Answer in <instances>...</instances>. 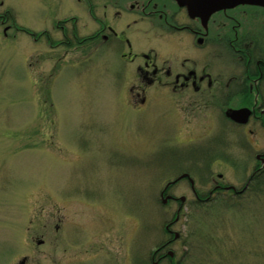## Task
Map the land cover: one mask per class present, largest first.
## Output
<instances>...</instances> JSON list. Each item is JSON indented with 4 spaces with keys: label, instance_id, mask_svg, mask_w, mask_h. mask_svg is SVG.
Masks as SVG:
<instances>
[{
    "label": "rangeland",
    "instance_id": "1",
    "mask_svg": "<svg viewBox=\"0 0 264 264\" xmlns=\"http://www.w3.org/2000/svg\"><path fill=\"white\" fill-rule=\"evenodd\" d=\"M256 11L246 22L260 34ZM74 28H93L78 0H0V264H152L166 241L177 264H264L261 190L196 202L187 178L165 189L185 172L201 197L216 184L243 188L264 131L227 121L219 105L240 98L154 85L141 104L134 70L109 47L76 46ZM210 51L216 76L240 72L234 52ZM162 190L185 204H164Z\"/></svg>",
    "mask_w": 264,
    "mask_h": 264
},
{
    "label": "flooded vegetation",
    "instance_id": "2",
    "mask_svg": "<svg viewBox=\"0 0 264 264\" xmlns=\"http://www.w3.org/2000/svg\"><path fill=\"white\" fill-rule=\"evenodd\" d=\"M78 1L90 17L93 30L81 36L74 28L72 35L76 46L90 43L89 47L93 51L109 47L118 54L123 63L134 70L133 76L139 91L134 93V89H130V92L139 103L147 102L149 96L146 90L154 85L169 88L173 95L192 90L198 96L197 101H205V98L226 101L238 96L239 104L233 108H248L251 112L249 119L244 124L236 123L226 116L228 107L219 105L227 121L238 128L247 127L252 122L256 126L255 131H264V32L258 34L251 27L252 23L246 22L248 13L252 12V20H257L256 10L260 8L264 11V8L237 6L216 11L205 19L191 17L186 7L180 6L176 0ZM260 15L264 23V13ZM152 41L164 53L158 52L151 45ZM211 47L234 52L237 57L236 68L240 72L228 77L216 76L211 69L210 57L214 59L218 54H213ZM176 50L185 54L191 52L193 55L182 54L180 62L175 64L172 59ZM202 106L203 102H200L199 107ZM214 108H217L216 103ZM246 130L255 132L249 127ZM256 159L264 164V154L256 155ZM250 178H254V174L248 181ZM247 183L246 185L250 184ZM189 184L196 202H205L211 194L229 190L223 184H216L206 197H201L190 180ZM160 196L164 204L185 202V199L178 200L164 190ZM183 207L184 205L181 207L178 204L177 208ZM170 224H166L164 231L174 238ZM168 243L169 241L164 242L152 253V264H176L173 257L167 255L168 251L163 252Z\"/></svg>",
    "mask_w": 264,
    "mask_h": 264
},
{
    "label": "water",
    "instance_id": "3",
    "mask_svg": "<svg viewBox=\"0 0 264 264\" xmlns=\"http://www.w3.org/2000/svg\"><path fill=\"white\" fill-rule=\"evenodd\" d=\"M180 6H185L191 17L198 16L207 19L212 13L233 8L240 4L258 5L264 7V0H176ZM250 110L247 108L231 109L227 116L234 121H247ZM183 176H186L184 174ZM177 236V235H176ZM171 254V252H170Z\"/></svg>",
    "mask_w": 264,
    "mask_h": 264
},
{
    "label": "trees",
    "instance_id": "4",
    "mask_svg": "<svg viewBox=\"0 0 264 264\" xmlns=\"http://www.w3.org/2000/svg\"><path fill=\"white\" fill-rule=\"evenodd\" d=\"M23 29V28H22ZM23 30H25V29H23ZM26 32H28L27 30H26ZM259 168V166H256V170ZM262 173L264 172V170L263 171H261ZM255 182V183H254ZM253 184V185H252ZM251 184V186H252V189L253 190H261L262 191V193H264L263 192V190L264 189H262V187H264V178H257V179H254L253 180V183ZM256 184V185H255ZM256 186H257V188H256ZM193 234H194V232H193ZM193 234H190V236H189V239H190V237L193 235ZM223 254H226V250L225 249H221V255H223ZM214 259H210L209 260V262L207 263V264H213L214 262H216L217 264H218V261H221L222 259L221 258H217L216 256L215 257H213ZM217 258V259H216ZM221 264H225V263H221Z\"/></svg>",
    "mask_w": 264,
    "mask_h": 264
}]
</instances>
